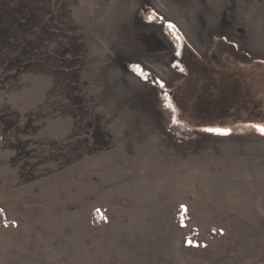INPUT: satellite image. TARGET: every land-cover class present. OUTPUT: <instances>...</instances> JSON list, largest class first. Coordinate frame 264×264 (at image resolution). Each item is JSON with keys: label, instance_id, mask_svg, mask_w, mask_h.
Returning <instances> with one entry per match:
<instances>
[{"label": "rangeland", "instance_id": "374dc122", "mask_svg": "<svg viewBox=\"0 0 264 264\" xmlns=\"http://www.w3.org/2000/svg\"><path fill=\"white\" fill-rule=\"evenodd\" d=\"M199 61L264 108V0H0V264H264V119L197 127Z\"/></svg>", "mask_w": 264, "mask_h": 264}, {"label": "trees", "instance_id": "16d2710c", "mask_svg": "<svg viewBox=\"0 0 264 264\" xmlns=\"http://www.w3.org/2000/svg\"><path fill=\"white\" fill-rule=\"evenodd\" d=\"M195 63L196 62H194V64ZM198 63L202 65L200 66V74L207 77L208 83H205L198 91L196 90V100L192 102L190 106L192 110L191 117L192 119L195 118L194 123L197 127L204 128L206 126L216 125L218 121L228 119H232L233 121L242 120L245 123L254 122L257 119H264V108L262 107V103H255L252 98H248L242 93L244 90L243 88L252 91L251 85L249 86L247 83V81L251 82L250 78L253 76L251 73H225L224 71H213V69H209L201 61ZM199 64H196V66H199ZM193 65L190 66L189 70L193 68ZM188 73L191 74L190 72ZM208 74H211L210 77ZM256 81L258 82L257 85L264 84V76L258 77ZM210 89H213L216 94H212ZM162 94L165 97L167 96L165 93ZM174 99L177 100V102L182 101V99L178 97ZM1 213L2 211L0 209V214ZM92 219L96 227L102 221V217L97 214H93ZM3 223L5 222L0 220L1 227H4ZM187 242L188 245L189 243H193L191 239H188Z\"/></svg>", "mask_w": 264, "mask_h": 264}, {"label": "snow or ice", "instance_id": "6c2138e0", "mask_svg": "<svg viewBox=\"0 0 264 264\" xmlns=\"http://www.w3.org/2000/svg\"><path fill=\"white\" fill-rule=\"evenodd\" d=\"M261 133L264 134V128L260 129Z\"/></svg>", "mask_w": 264, "mask_h": 264}, {"label": "flooded vegetation", "instance_id": "af4514ba", "mask_svg": "<svg viewBox=\"0 0 264 264\" xmlns=\"http://www.w3.org/2000/svg\"><path fill=\"white\" fill-rule=\"evenodd\" d=\"M219 78V77H218Z\"/></svg>", "mask_w": 264, "mask_h": 264}]
</instances>
